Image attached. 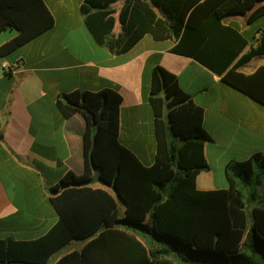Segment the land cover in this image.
<instances>
[{
    "label": "trees",
    "instance_id": "1",
    "mask_svg": "<svg viewBox=\"0 0 264 264\" xmlns=\"http://www.w3.org/2000/svg\"><path fill=\"white\" fill-rule=\"evenodd\" d=\"M121 33L114 34L116 9ZM85 24L96 43L114 55L133 48L146 34L174 40L172 53L196 60L232 89L264 106V67L252 75L239 70L264 56L223 24L230 16L249 23L264 17V0H85ZM55 25L45 0H0V33L17 35L0 47V58ZM150 102L158 149L145 167L119 141L121 95L112 89L75 91L57 107L64 118L81 114L85 169L69 172L50 189L58 223L36 240H0V264H47L71 243L84 242L54 264H264V156L226 168L229 188L201 192L197 175L208 169L204 110L162 67L152 74ZM99 184L113 190L95 187Z\"/></svg>",
    "mask_w": 264,
    "mask_h": 264
},
{
    "label": "crops",
    "instance_id": "2",
    "mask_svg": "<svg viewBox=\"0 0 264 264\" xmlns=\"http://www.w3.org/2000/svg\"><path fill=\"white\" fill-rule=\"evenodd\" d=\"M84 1L45 0L54 27L0 58L22 61L16 73L0 69V240L45 236L59 220L50 189L69 172L83 175L86 120L81 114L64 118L57 107L63 95L75 91H117L122 97L119 141L151 167L158 149L150 102L152 74L162 67L175 75L181 89L204 110L203 127L210 139L204 143L208 169L196 177L201 192L228 189L227 166L264 156L263 105L224 84L196 60L172 53L174 40L156 41L146 34L128 52L112 54L89 32L81 14ZM122 6L123 1L113 6L115 35L122 31ZM223 24L247 41L242 55L258 46L264 31V17L249 23L246 16H230ZM16 35L13 29L0 33V47ZM261 67L264 56L239 72L249 76ZM258 192L262 199L264 178Z\"/></svg>",
    "mask_w": 264,
    "mask_h": 264
},
{
    "label": "rangeland",
    "instance_id": "3",
    "mask_svg": "<svg viewBox=\"0 0 264 264\" xmlns=\"http://www.w3.org/2000/svg\"><path fill=\"white\" fill-rule=\"evenodd\" d=\"M108 191H110L111 194H114L113 190L111 188H107ZM262 199L264 200V196L261 195ZM84 245L83 241L77 240L73 243H71L70 245H68L67 247H65L64 249H62L58 254H56V256H54L47 264H54L55 260L57 259L58 256H62L63 254H66L69 251L75 250V249H81Z\"/></svg>",
    "mask_w": 264,
    "mask_h": 264
},
{
    "label": "built area",
    "instance_id": "4",
    "mask_svg": "<svg viewBox=\"0 0 264 264\" xmlns=\"http://www.w3.org/2000/svg\"><path fill=\"white\" fill-rule=\"evenodd\" d=\"M22 66V61L18 60L13 63L5 62L0 59V69L6 74L16 73Z\"/></svg>",
    "mask_w": 264,
    "mask_h": 264
}]
</instances>
